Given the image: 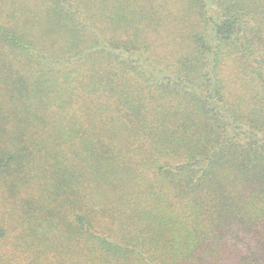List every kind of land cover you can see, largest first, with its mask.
<instances>
[{
  "label": "trees",
  "instance_id": "1",
  "mask_svg": "<svg viewBox=\"0 0 264 264\" xmlns=\"http://www.w3.org/2000/svg\"><path fill=\"white\" fill-rule=\"evenodd\" d=\"M0 264H264V0H0Z\"/></svg>",
  "mask_w": 264,
  "mask_h": 264
}]
</instances>
